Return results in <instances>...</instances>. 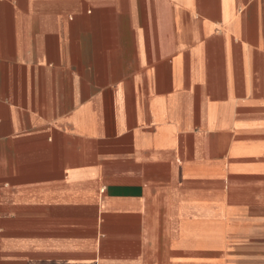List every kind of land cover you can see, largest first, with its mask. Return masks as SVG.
<instances>
[{"label":"crops","instance_id":"1","mask_svg":"<svg viewBox=\"0 0 264 264\" xmlns=\"http://www.w3.org/2000/svg\"><path fill=\"white\" fill-rule=\"evenodd\" d=\"M0 264H264V0H0Z\"/></svg>","mask_w":264,"mask_h":264}]
</instances>
